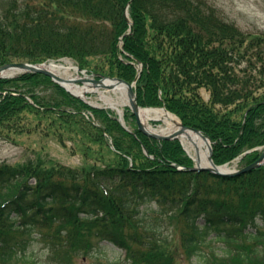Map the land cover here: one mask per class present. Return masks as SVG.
<instances>
[{"label":"trees","instance_id":"1","mask_svg":"<svg viewBox=\"0 0 264 264\" xmlns=\"http://www.w3.org/2000/svg\"><path fill=\"white\" fill-rule=\"evenodd\" d=\"M64 57L130 83L141 63L138 105L164 106L200 130L217 165L264 143V32L241 31L206 0H12L0 12V65ZM41 84L57 95L46 100L25 89ZM27 115L62 145L75 135L97 149L82 141L79 168L42 159L0 164V264H179L163 238L171 224L180 225L188 264H264V165L235 177L191 171L178 140L157 141L134 125L128 132L112 112L89 107L44 75L0 79V127ZM35 238L48 246L43 260L26 257ZM101 242L123 258L101 262Z\"/></svg>","mask_w":264,"mask_h":264},{"label":"rangeland","instance_id":"2","mask_svg":"<svg viewBox=\"0 0 264 264\" xmlns=\"http://www.w3.org/2000/svg\"><path fill=\"white\" fill-rule=\"evenodd\" d=\"M12 0H0V12H2ZM17 5L22 6L26 1L37 2L38 0H15ZM208 4L215 7L218 11V14L222 16L229 22L234 23L241 31L245 33L258 34L264 32V0H206ZM67 59H59L64 61ZM70 63L78 67L73 60H69ZM80 77H83L82 74L78 73ZM90 75L89 73H85ZM31 88L33 93L38 95L41 98L46 100L55 97L57 94L54 91L45 86H28L25 89ZM23 89V91H25ZM114 98L116 95L111 93ZM203 97L208 100L209 93L205 90H201ZM87 101L96 102L97 96L90 94L87 96ZM104 110L112 112L116 116V111L109 108L103 107ZM70 108H67V111ZM124 115H131L129 109L125 106L123 107ZM94 115V114H93ZM27 119L26 122H22L16 126L11 124L9 126L0 127V164L7 163L10 165L22 164L29 160H46L53 161L54 163H59L60 165L79 168L84 163L83 157V146H81L82 141L86 142L93 151H96L97 145L95 143H90L88 140L81 139L78 136H73V139L70 140L69 136L65 135L66 142L64 145L60 144L57 141V138L52 135H48L43 131L46 128H43L45 122H41L39 126H36L38 123L36 118L32 116H25ZM97 125L101 123L95 117ZM133 118H129L128 125L135 126L132 123ZM90 122L92 123V118L90 117ZM135 122V121H134ZM20 127L16 128L17 126ZM150 125L153 128H158L161 125V122H150ZM134 128V127H133ZM44 132V133H43ZM108 141V140H107ZM109 143V141L107 142ZM108 158V154H104ZM185 155L192 157L188 151H185ZM96 159V158H95ZM192 160V159H191ZM94 163V160H91ZM195 165V161L193 160ZM245 165L238 161H233L230 163V168L233 170H239ZM151 212H147L148 217L151 216ZM148 221V220H147ZM174 223V222H173ZM261 224V222H260ZM166 239V248L180 260L179 264H188L185 261V254L181 246V229L180 225L177 230H175L174 225H169L167 230L163 233ZM208 239H211L209 236ZM98 258L101 262H114L121 260L123 258V251L119 248L113 246L108 242H101L96 246ZM48 253V246L45 242L39 240L38 238L33 239L26 249V257H31L35 260H43ZM74 264H97L95 259L86 260L83 262L81 259H75Z\"/></svg>","mask_w":264,"mask_h":264},{"label":"bare ground","instance_id":"3","mask_svg":"<svg viewBox=\"0 0 264 264\" xmlns=\"http://www.w3.org/2000/svg\"><path fill=\"white\" fill-rule=\"evenodd\" d=\"M40 67L60 77L63 86L70 93L81 97L85 101H87L88 95H96V102L87 101L93 106L109 108L122 115L123 107L128 104L126 87L124 85L117 84L111 80H104L102 83L96 85L91 82L78 84L76 81L81 79L78 74L79 70L77 67L73 66L69 60L45 63ZM19 73V70L9 69L2 72L1 75L14 77ZM111 93H114L116 98H114ZM138 117L145 129L150 133L168 135L180 130L179 120L174 115L167 113L161 108L140 109ZM152 120L160 121L161 125L158 128H153L150 125ZM179 140L195 161H199L201 166H208L206 159L207 144L205 141L191 132L182 133L179 135ZM221 170H227V167H223Z\"/></svg>","mask_w":264,"mask_h":264},{"label":"water","instance_id":"4","mask_svg":"<svg viewBox=\"0 0 264 264\" xmlns=\"http://www.w3.org/2000/svg\"><path fill=\"white\" fill-rule=\"evenodd\" d=\"M125 16L127 18V12L125 13ZM129 21V20H128ZM131 24V22H129ZM8 69H17V70H22L24 72H31V73H39V74H43L46 75L48 77H50L53 82L58 83L60 86H62L60 84V82L62 81L61 78L57 77L54 73H52L49 70L46 69H42L39 66H34L28 63H11V64H6L0 67V74ZM141 65H139L138 67V75L136 76V78L134 79V82L132 84L122 80V79H118V78H106V77H101L100 79H92L90 80L93 84H100L102 83L103 80H111L116 82L117 84H121L126 86V95L128 98V102H129V108L131 109L133 115L135 116L136 119V123L138 126V130L140 132H142L144 135L149 136L153 139L156 140H170V139H177L179 135H181L182 133H186V132H191L197 136H199L203 141L206 142L207 144V164L208 166H201L199 161H196V165L191 168V170H197V171H208L214 175L217 176H222V177H233V176H238L240 174L246 173L251 171L252 169L262 165L264 163V145L262 147V153L259 156V158L257 159V161H255L254 163L244 167L241 170L238 171H230V170H221V168L223 166H217L213 163L212 160V148H211V143L209 141V139L207 137H205L199 130L197 129H193V128H189L186 127L184 125H182L180 123V130L177 131L176 133L173 134H169V135H159V134H155V133H150L148 132L145 127L143 126V124L140 122L139 117H138V112L140 110V107L137 104L136 101V95L135 92L133 90L134 84L136 82V80L138 79L139 73L141 72ZM78 82H84L83 80H79ZM63 87V86H62ZM165 110V108H163ZM166 111V110H165ZM167 112V111H166ZM121 121V119H119Z\"/></svg>","mask_w":264,"mask_h":264}]
</instances>
